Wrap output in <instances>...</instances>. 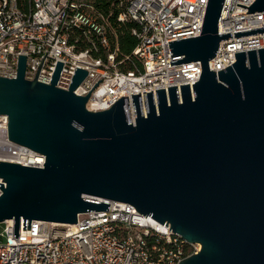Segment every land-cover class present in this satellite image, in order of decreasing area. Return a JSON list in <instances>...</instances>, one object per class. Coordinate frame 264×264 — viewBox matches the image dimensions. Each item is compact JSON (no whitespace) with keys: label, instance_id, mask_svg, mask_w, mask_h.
<instances>
[{"label":"water","instance_id":"95a60500","mask_svg":"<svg viewBox=\"0 0 264 264\" xmlns=\"http://www.w3.org/2000/svg\"><path fill=\"white\" fill-rule=\"evenodd\" d=\"M224 0H208L201 34L169 41L171 64L200 60L198 81L132 94L109 108L90 110L92 89H74L88 71L76 67L68 88L25 77L18 55L15 77L0 75V113L8 137L45 156L43 166L0 160V223L14 219V235L32 219L75 223L78 214L108 209L107 198L128 202L158 225L201 248L178 264H264V47L235 52L216 71L208 60L222 39ZM248 11L264 10L255 0ZM264 32V26L235 31ZM47 54V53H46ZM44 60V59H43ZM43 62V61H42ZM146 112H143V106ZM167 223L164 226L167 227ZM164 228V227H163Z\"/></svg>","mask_w":264,"mask_h":264},{"label":"built area","instance_id":"2783aa9c","mask_svg":"<svg viewBox=\"0 0 264 264\" xmlns=\"http://www.w3.org/2000/svg\"><path fill=\"white\" fill-rule=\"evenodd\" d=\"M255 0H224L218 19L222 39L209 69L218 72L236 60L235 52L264 47V32L236 36L238 30L264 26V10L248 11ZM208 0H0V75L15 77L19 54H25V77L50 83L58 60L64 62L57 85L68 88L76 67L88 71L74 89L86 95L90 110L109 108L132 94L198 81L200 60L171 64L169 41L201 34ZM134 22L137 44L131 53L120 49L122 24ZM47 53V54H46ZM134 57L132 67L123 68ZM44 59V60H43ZM43 61V62H42ZM8 116L0 113V160L43 166L45 156L8 137ZM0 177V182H5ZM2 189L0 188V194ZM108 209L78 214L67 224L32 219L30 231L23 219L14 235V219L1 222L0 264H178L197 253L201 244L190 242L137 211L131 203L102 197ZM167 223V227L164 226ZM164 227V228H163Z\"/></svg>","mask_w":264,"mask_h":264},{"label":"trees","instance_id":"16d2710c","mask_svg":"<svg viewBox=\"0 0 264 264\" xmlns=\"http://www.w3.org/2000/svg\"><path fill=\"white\" fill-rule=\"evenodd\" d=\"M136 24L134 22H127L125 24H122L120 27L119 32V43H120V49L122 53L129 54L131 53V50L134 48V46L137 44L136 37L131 33V27L135 26ZM134 57H131L130 59L126 60L124 64L122 65L123 68L129 69L132 67V60H134Z\"/></svg>","mask_w":264,"mask_h":264},{"label":"bare ground","instance_id":"6f19581e","mask_svg":"<svg viewBox=\"0 0 264 264\" xmlns=\"http://www.w3.org/2000/svg\"><path fill=\"white\" fill-rule=\"evenodd\" d=\"M142 106H143V112H146V107H145V105L143 104ZM133 113H134V112H133Z\"/></svg>","mask_w":264,"mask_h":264},{"label":"rangeland","instance_id":"374dc122","mask_svg":"<svg viewBox=\"0 0 264 264\" xmlns=\"http://www.w3.org/2000/svg\"><path fill=\"white\" fill-rule=\"evenodd\" d=\"M2 225H3V224H2V223H0V229L2 228Z\"/></svg>","mask_w":264,"mask_h":264}]
</instances>
